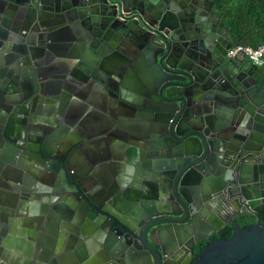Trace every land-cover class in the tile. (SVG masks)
Instances as JSON below:
<instances>
[{
	"label": "water",
	"instance_id": "water-1",
	"mask_svg": "<svg viewBox=\"0 0 264 264\" xmlns=\"http://www.w3.org/2000/svg\"><path fill=\"white\" fill-rule=\"evenodd\" d=\"M212 5L0 0V167L20 166L28 156L52 179L46 184L21 169L16 177L0 169V257L18 224V234L27 236L16 217L29 211L33 252L25 264H36V232L52 226L59 238L93 239L90 264H124V251L128 264H168L185 254L189 264H264V83L246 68L244 54L228 56L237 39ZM61 37L87 62L83 80L145 117L149 132L131 141L140 148V165L111 155L78 168L76 150L89 137L59 146L57 119L47 122L52 130H34L36 106L54 99L49 61ZM124 41L136 47L129 66L142 63L140 90L129 85L127 71L111 73L104 65ZM104 162L113 168L109 181L96 178ZM139 192H146L141 202ZM228 227L195 259L197 244ZM51 255L45 260L54 261Z\"/></svg>",
	"mask_w": 264,
	"mask_h": 264
},
{
	"label": "crops",
	"instance_id": "crops-1",
	"mask_svg": "<svg viewBox=\"0 0 264 264\" xmlns=\"http://www.w3.org/2000/svg\"><path fill=\"white\" fill-rule=\"evenodd\" d=\"M235 1L237 2L238 0ZM203 2L209 4L213 3V0H203ZM211 12L215 13L220 18V22L225 24L222 16L213 9V5ZM226 27L228 28V26ZM232 34L237 39L235 34ZM68 42L63 37L59 38L57 40L58 46L52 52L49 66H53L54 76L52 77V84L49 86V90L52 92L51 96L54 99L49 102H40L36 106L37 119L34 125L38 127L34 128V130L38 133L43 130H52L53 127L47 122L57 119L62 123V128H60L58 135L60 139L59 146L68 147L78 140L89 137L90 141L88 144L76 150L75 163L78 168L80 167L79 164H83L84 161L98 162L102 160L101 162H103L111 155L121 156L126 163L133 162L140 165V148L131 141L149 132L150 127L145 117L141 116L139 112L131 111L121 105L106 88H101L92 79L83 80V68L87 62L79 58V51L65 47ZM123 43V52L114 53L106 60L104 58V65L111 73L127 71L126 80L129 85L134 89L140 90L144 71L142 63L137 60L129 66L128 53H134L136 47L131 41H124ZM96 56L95 53L91 55L92 59L96 58ZM88 64L91 65V63ZM246 68H250L254 76L255 68L252 67L249 61H246ZM104 74L109 77V73L105 72ZM247 81L250 82L249 80ZM113 131H115L114 135L111 134L114 133ZM35 160L25 156L22 158L20 166L17 163L8 162L5 163L6 166L0 167V169L10 177L18 176L21 169L27 174L29 180L40 178L43 183L50 184L52 180L51 174L44 171L46 168L40 165V161ZM102 164L105 165V162ZM104 165L98 167L96 178L100 181H109L113 178V168L108 164ZM1 176H3L2 173ZM145 188L143 187L144 190ZM138 190L140 191V186ZM143 193L141 194L146 195V192ZM141 194L139 192V195ZM138 199L140 200V196ZM62 202L67 205L65 200ZM34 203H36V208L41 209L42 200H37ZM74 215L76 217L77 213L75 212ZM33 216V213L28 211V213H23L21 217H16L17 220L21 218V223L25 224L23 228L28 237L21 238L17 230L22 229V227L18 224L15 234L11 233L14 238L10 236L7 240L11 246L6 247L2 257H0L2 264H25L26 259L28 260L30 257L29 253L33 252V247H31L29 234L32 228L29 225L33 222ZM55 230L57 229L52 226L36 232L37 242H40L39 248L37 245L34 248L37 253L36 264H90L93 256L90 253L94 246L93 239L89 241L90 243L73 241L68 234L66 236L63 234L64 236L59 238L55 235ZM51 253L55 254L54 261H46L45 258L47 256L52 258Z\"/></svg>",
	"mask_w": 264,
	"mask_h": 264
},
{
	"label": "trees",
	"instance_id": "trees-1",
	"mask_svg": "<svg viewBox=\"0 0 264 264\" xmlns=\"http://www.w3.org/2000/svg\"><path fill=\"white\" fill-rule=\"evenodd\" d=\"M213 9L217 11L225 21L226 26L237 37V43L257 47L264 41V0H213ZM254 76L261 84L264 83V65L256 66ZM243 226L249 223V219L240 217ZM227 231L217 233L211 238L196 245L195 259L201 250L215 237H224Z\"/></svg>",
	"mask_w": 264,
	"mask_h": 264
},
{
	"label": "built area",
	"instance_id": "built-area-1",
	"mask_svg": "<svg viewBox=\"0 0 264 264\" xmlns=\"http://www.w3.org/2000/svg\"><path fill=\"white\" fill-rule=\"evenodd\" d=\"M229 57L236 55H245L247 59L255 66L264 65V41L257 47L243 44H234L227 52Z\"/></svg>",
	"mask_w": 264,
	"mask_h": 264
},
{
	"label": "flooded vegetation",
	"instance_id": "flooded-vegetation-1",
	"mask_svg": "<svg viewBox=\"0 0 264 264\" xmlns=\"http://www.w3.org/2000/svg\"><path fill=\"white\" fill-rule=\"evenodd\" d=\"M140 196V202L144 199V195H139L138 194V198ZM128 220V218H127ZM122 237L121 236H118V240H121ZM196 248V247H195ZM195 248H194V252H195ZM182 252L185 253L184 249H182ZM120 257H121V260L123 261L124 264H128L129 263V257H128V251H124L122 253L119 254ZM195 260V259H194ZM190 262V259H189V255L188 254H185L181 260L179 261H169L168 264H189Z\"/></svg>",
	"mask_w": 264,
	"mask_h": 264
},
{
	"label": "bare ground",
	"instance_id": "bare-ground-1",
	"mask_svg": "<svg viewBox=\"0 0 264 264\" xmlns=\"http://www.w3.org/2000/svg\"><path fill=\"white\" fill-rule=\"evenodd\" d=\"M65 257V256H64ZM68 259H69V257H68ZM66 264V263H65ZM70 264V263H69Z\"/></svg>",
	"mask_w": 264,
	"mask_h": 264
}]
</instances>
